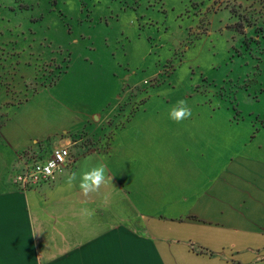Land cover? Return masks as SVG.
<instances>
[{
  "label": "rangeland",
  "instance_id": "obj_1",
  "mask_svg": "<svg viewBox=\"0 0 264 264\" xmlns=\"http://www.w3.org/2000/svg\"><path fill=\"white\" fill-rule=\"evenodd\" d=\"M0 84L6 104L31 98L21 114L104 108L107 128L218 172L264 145V0H0Z\"/></svg>",
  "mask_w": 264,
  "mask_h": 264
},
{
  "label": "crops",
  "instance_id": "obj_2",
  "mask_svg": "<svg viewBox=\"0 0 264 264\" xmlns=\"http://www.w3.org/2000/svg\"><path fill=\"white\" fill-rule=\"evenodd\" d=\"M0 87V264H264V145L215 172L178 143L156 146L107 128L104 108L21 114L31 98L6 104ZM60 146L72 162L52 180L13 183L26 163ZM96 164L112 182L87 197L67 186L72 172ZM174 189L183 194L177 201L168 198ZM83 208L95 215L85 218Z\"/></svg>",
  "mask_w": 264,
  "mask_h": 264
},
{
  "label": "clouds",
  "instance_id": "obj_3",
  "mask_svg": "<svg viewBox=\"0 0 264 264\" xmlns=\"http://www.w3.org/2000/svg\"><path fill=\"white\" fill-rule=\"evenodd\" d=\"M191 115V109L187 106V102L184 99L178 100L176 105L169 111V118L177 123L190 118ZM44 170L47 171V168ZM37 171H41L39 166L37 167ZM109 179L112 182V177H108L103 164H96L91 167L85 165L81 167L78 173L72 172L68 176L66 183L69 188L78 187L82 194L87 197L90 193L97 192ZM81 214L85 218L90 219L95 215V210L83 208Z\"/></svg>",
  "mask_w": 264,
  "mask_h": 264
},
{
  "label": "built area",
  "instance_id": "obj_4",
  "mask_svg": "<svg viewBox=\"0 0 264 264\" xmlns=\"http://www.w3.org/2000/svg\"><path fill=\"white\" fill-rule=\"evenodd\" d=\"M72 162L69 146L55 148L44 161L26 163L23 170L14 176L13 183L22 189L52 180L55 175ZM41 171H37V167ZM47 168V171L44 169Z\"/></svg>",
  "mask_w": 264,
  "mask_h": 264
},
{
  "label": "trees",
  "instance_id": "obj_5",
  "mask_svg": "<svg viewBox=\"0 0 264 264\" xmlns=\"http://www.w3.org/2000/svg\"><path fill=\"white\" fill-rule=\"evenodd\" d=\"M239 26H241V24H240V23H239ZM248 26H249V25H248ZM248 26H247V27H248ZM237 27H238V26H237ZM242 27H243V26H242ZM243 32H244V30L240 31V33H242V34H243Z\"/></svg>",
  "mask_w": 264,
  "mask_h": 264
}]
</instances>
